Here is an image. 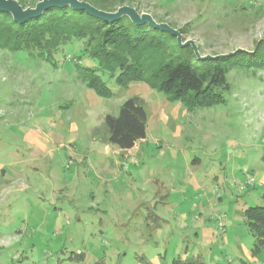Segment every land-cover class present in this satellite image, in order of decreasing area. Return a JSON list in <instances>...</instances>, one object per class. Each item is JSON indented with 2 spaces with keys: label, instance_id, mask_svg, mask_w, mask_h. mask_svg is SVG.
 I'll use <instances>...</instances> for the list:
<instances>
[{
  "label": "rangeland",
  "instance_id": "374dc122",
  "mask_svg": "<svg viewBox=\"0 0 264 264\" xmlns=\"http://www.w3.org/2000/svg\"><path fill=\"white\" fill-rule=\"evenodd\" d=\"M27 1L25 9L42 0ZM80 1L109 13L128 6L178 30L198 55L167 32L154 34L167 57L186 48L194 67L204 61L198 56L234 66L231 90L222 102L189 111L145 83L122 89L99 73L114 93L103 98L84 82L83 69L98 63L81 41L60 48L52 64L0 48V264H173L191 259L198 244L197 230L183 226H211L221 216L222 225L226 215L227 239L217 228L214 250L220 264L239 255L250 264L243 255L255 239L243 219L247 208L264 206V68L242 63L262 60L264 0ZM133 97L148 116L158 110L168 121H150L146 141L131 153L108 148L105 118L118 117ZM190 171L222 201L200 221L189 213L186 220L183 204L166 218L163 238L155 229L157 212L170 208L162 186H187ZM255 257L264 264V248Z\"/></svg>",
  "mask_w": 264,
  "mask_h": 264
},
{
  "label": "trees",
  "instance_id": "16d2710c",
  "mask_svg": "<svg viewBox=\"0 0 264 264\" xmlns=\"http://www.w3.org/2000/svg\"><path fill=\"white\" fill-rule=\"evenodd\" d=\"M19 2L22 6L28 4L27 0ZM154 34H159L160 38L167 35L153 29L148 32L144 26H135L125 18L104 22L70 7L49 9L25 24H18L10 14L0 12L2 50L24 51L52 64L60 48L74 41L83 42L85 52L98 63L94 68L83 69L84 82L100 97L114 96L99 75L108 73L119 88L145 83L189 111L222 102L223 92L231 90L227 75L234 66L204 60L194 67L183 56L186 48L177 47L178 56L167 57V47L159 43ZM258 57H262L258 64H252L251 60L242 64L264 68V54ZM104 125L107 132L103 142L124 151L133 149L147 137L148 114L143 100L129 99L122 105L119 116H107ZM244 221L255 239L253 253L257 255L264 248V206L247 208ZM174 264L204 263L200 258H188L176 259Z\"/></svg>",
  "mask_w": 264,
  "mask_h": 264
},
{
  "label": "crops",
  "instance_id": "0c3cea01",
  "mask_svg": "<svg viewBox=\"0 0 264 264\" xmlns=\"http://www.w3.org/2000/svg\"><path fill=\"white\" fill-rule=\"evenodd\" d=\"M177 108H178V110H182L181 106H177ZM172 112H173V110H172ZM183 113H185V112H183ZM163 120H165L167 122L168 121V115H165L162 113V111H158V110H156V112H153V109H152V112L148 116L147 134L149 132L150 121L151 122L154 121L156 123H161ZM145 141H146V139L139 141L135 145V147L131 150H127V151L126 150L124 151L121 149H119V150L122 152L131 153L132 151H135L137 149V147L140 143H144ZM110 146L111 145L107 144L108 148ZM188 174H189L188 175L189 182H187V186L185 184L178 182V184H179L178 188L179 189H177V191H174L175 188H172V186H170V184L173 181H168L167 184H163V186H162V188L164 189V194L162 197V200L165 202L164 206L166 205V206H169L170 208L163 210V212H161V213H158L157 210L160 208V205L155 207V211L157 212L156 218L158 219L157 221H159V223L157 222L155 229L157 228L156 229L157 234L163 238H165L164 236L166 233V232H164V230H165L164 226L169 223L166 218L171 213L176 214V211H178L179 207L182 206L183 204L185 206L186 203H188L187 209L184 210L185 216L188 213L190 215L193 214V216H195V218L198 221H200V219L204 215V212L206 209H208L209 207H214L215 205H217V203H220L222 201L221 196H219V194L216 195V191L214 188H212L211 184L203 186V184H202L203 179H204L203 174H201L200 172H197V171L196 172L190 171ZM250 178L254 179V176H250ZM172 192H174L176 194V196L173 199H172V197H170V194ZM158 193H159V188H158ZM175 207L177 208V210L171 209V208H175ZM198 214H199V217H196V216H198ZM188 217H190V216L185 217L186 220L188 219ZM221 217H218L215 220L214 225L210 224L212 227L211 226L205 227L202 224H201L202 226H200V227L197 225L196 228H194V226H192V225L182 227V230H187L189 228L197 230L196 238L198 240V244H196L195 253H193L194 255L192 256V258H200L204 264H220L221 263L222 257L220 258L219 254L216 251H214L215 249L221 247L220 240H219L220 234L218 233V229L222 230L223 241H226L227 231H228L227 227L230 224V218L228 215H226V222H224L222 224V226H220L221 221H222V219L220 220ZM243 221H244V219H243ZM160 223H162V225ZM244 223H245V221H244ZM185 251L189 252V249L186 248ZM243 256L248 259L250 264H260V261L258 259H256V257L254 258L253 247H250V249H247L246 252H244ZM223 258H224V255H223ZM182 260H185V259H182ZM228 263L229 264H247V262L243 258H240V255L238 257H236L235 260H229ZM173 264H174V262H173Z\"/></svg>",
  "mask_w": 264,
  "mask_h": 264
},
{
  "label": "water",
  "instance_id": "95a60500",
  "mask_svg": "<svg viewBox=\"0 0 264 264\" xmlns=\"http://www.w3.org/2000/svg\"><path fill=\"white\" fill-rule=\"evenodd\" d=\"M70 7L76 11H84L88 15L100 19L104 22L113 23L121 20L123 17H129L131 21L136 25L149 24L154 29L167 32L171 36L177 38L178 45L181 47H187L192 45L196 55H198L197 47L194 42L183 43L181 33L172 28L167 24L157 23L150 15L140 14L134 8L124 6L119 8L114 13H109L106 11L99 10L92 6L91 4L80 1V0H42L34 8L25 9L18 1L16 0H0V12L8 13L13 17V20L18 24H25L26 22L39 18L49 9L58 8L63 9ZM199 59H207V57L198 56Z\"/></svg>",
  "mask_w": 264,
  "mask_h": 264
},
{
  "label": "built area",
  "instance_id": "2783aa9c",
  "mask_svg": "<svg viewBox=\"0 0 264 264\" xmlns=\"http://www.w3.org/2000/svg\"><path fill=\"white\" fill-rule=\"evenodd\" d=\"M251 180H253L252 178H250ZM220 226H222V225H220Z\"/></svg>",
  "mask_w": 264,
  "mask_h": 264
}]
</instances>
